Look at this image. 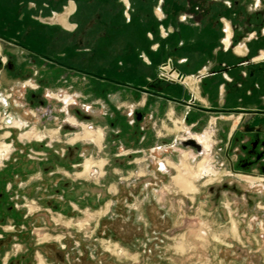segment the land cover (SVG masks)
Here are the masks:
<instances>
[{
    "label": "rangeland",
    "instance_id": "374dc122",
    "mask_svg": "<svg viewBox=\"0 0 264 264\" xmlns=\"http://www.w3.org/2000/svg\"><path fill=\"white\" fill-rule=\"evenodd\" d=\"M43 1L0 0V37L25 47L0 41V264H264V131L248 130L264 118L213 126L209 154L165 140L131 159L108 135L98 154L103 131L43 88L34 53L60 49L28 37ZM203 159L211 173L183 193L174 177Z\"/></svg>",
    "mask_w": 264,
    "mask_h": 264
},
{
    "label": "crops",
    "instance_id": "0c3cea01",
    "mask_svg": "<svg viewBox=\"0 0 264 264\" xmlns=\"http://www.w3.org/2000/svg\"><path fill=\"white\" fill-rule=\"evenodd\" d=\"M52 1L42 2L27 32L47 46L60 45L53 57L34 53L50 60L43 88L52 100L58 96V106L48 101L50 107L75 108L88 120L83 124L103 131L101 147L91 142L98 154L107 135L132 159L152 156L165 140L194 137L198 144L209 133L212 140L221 122L245 119L250 126L264 118V89L245 83L248 70L239 66L247 58L250 65L264 63L261 41L256 32L244 34L239 18L243 8L264 12L260 0H64L57 8ZM0 41L16 53L25 49ZM170 58L187 86L158 80ZM67 97L73 104H65Z\"/></svg>",
    "mask_w": 264,
    "mask_h": 264
},
{
    "label": "flooded vegetation",
    "instance_id": "af4514ba",
    "mask_svg": "<svg viewBox=\"0 0 264 264\" xmlns=\"http://www.w3.org/2000/svg\"><path fill=\"white\" fill-rule=\"evenodd\" d=\"M262 3H264V0H260ZM228 4H232L233 0H227ZM255 4V1H252ZM225 4V3H224ZM231 8V7H229ZM240 19H243L242 27L244 28V34L248 35L252 32H256V38L254 40L261 41V47H264V39L261 36L262 29L264 28V12H251L249 13L246 8H243L241 12H239ZM264 49V48H262ZM264 59V57L262 58ZM252 58H247L239 63L240 67H243L248 70L247 74H244V81L245 83L252 80L253 86H255L256 90L264 89V63L261 66H254L250 65V61ZM169 64L171 68L163 69L161 71V78L163 80L159 79L160 74V68L162 66H165ZM3 65V61L0 59V66ZM12 65V64H11ZM10 68V66H9ZM159 68L158 71V80L163 81L166 83H176L183 86H187L188 83L185 78H183V74L180 73L177 67H175L173 60L170 58L166 62H164ZM227 69H231V67H227ZM178 74L182 77V79L178 76ZM30 87L35 88V85L28 84ZM241 87V85H239ZM263 115V114H262ZM264 117V115H263ZM251 133H256L257 135L260 134V132H263V127H256V128H248ZM208 136V135H207ZM206 136V137H207ZM210 138V136H209ZM195 141L194 137L192 139L185 140L182 144L186 147H194L196 150H198L200 153H202L203 150L202 146L200 144L193 143ZM210 141V139H209ZM200 148V149H199ZM211 148V147H210ZM253 149H256V144H253ZM210 151V150H209ZM207 153V152H205ZM209 153V152H208Z\"/></svg>",
    "mask_w": 264,
    "mask_h": 264
},
{
    "label": "bare ground",
    "instance_id": "6f19581e",
    "mask_svg": "<svg viewBox=\"0 0 264 264\" xmlns=\"http://www.w3.org/2000/svg\"><path fill=\"white\" fill-rule=\"evenodd\" d=\"M65 100H66L67 104H70L68 99H65ZM209 139H210L209 136H207L206 139H204V137H203V139L202 138L197 139L198 144H201L204 147L205 152H207V153L209 152L210 147H211ZM3 151H5V150H3ZM201 151H203V150H201ZM184 157H185V159H187L188 158L187 154H185ZM205 162H206V159H203L202 161H200V163L197 165V171L196 172L192 171V169L188 165L183 164L182 172L179 171V174L176 177H174V183H175L176 187H178V189L185 194L195 193L197 191V187L195 185L194 180L198 179L199 177H201L203 175L211 173L210 167L205 166Z\"/></svg>",
    "mask_w": 264,
    "mask_h": 264
},
{
    "label": "built area",
    "instance_id": "2783aa9c",
    "mask_svg": "<svg viewBox=\"0 0 264 264\" xmlns=\"http://www.w3.org/2000/svg\"><path fill=\"white\" fill-rule=\"evenodd\" d=\"M168 67L171 68L169 64H167V65H165V66H162V67L160 68V74H159V75H160V76H159V79H160V80H163V79L161 78V71H162L163 69H167ZM178 75H179V74H178ZM179 77L182 79V77H181L180 75H179Z\"/></svg>",
    "mask_w": 264,
    "mask_h": 264
}]
</instances>
